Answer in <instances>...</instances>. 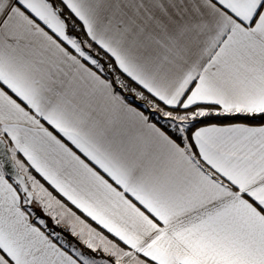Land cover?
<instances>
[{"label":"snow or ice","instance_id":"1","mask_svg":"<svg viewBox=\"0 0 264 264\" xmlns=\"http://www.w3.org/2000/svg\"><path fill=\"white\" fill-rule=\"evenodd\" d=\"M0 264H264V0H0Z\"/></svg>","mask_w":264,"mask_h":264}]
</instances>
